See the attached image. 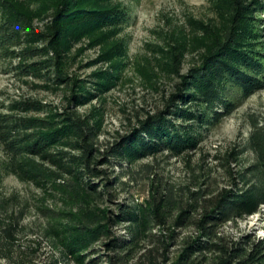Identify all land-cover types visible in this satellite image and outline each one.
Masks as SVG:
<instances>
[{
    "label": "trees",
    "instance_id": "1",
    "mask_svg": "<svg viewBox=\"0 0 264 264\" xmlns=\"http://www.w3.org/2000/svg\"><path fill=\"white\" fill-rule=\"evenodd\" d=\"M221 2L229 13L228 26L201 64L179 74L162 107L147 112L131 131L103 147V108L83 114L78 107L105 91L113 77L103 72L99 79L84 82L70 76L65 40L68 27L93 28L107 23L112 12L88 6L86 0H59L50 19L38 25L11 1L0 0V70L11 63L21 76L69 89L61 107L28 97L0 111V147L11 172L43 191L63 189L75 204V212H58L64 221L51 228L69 260L264 264V239H234L224 231L230 222L264 215V124L257 120H252L243 145L224 155L228 184L208 191L191 184L176 188L154 178L144 202L118 200L124 182L114 164L123 168L160 153L188 155L203 132L233 112L234 97L245 99L264 89V0ZM245 152L252 160L235 172L232 164ZM14 228L13 223L0 226L7 242L0 257H12Z\"/></svg>",
    "mask_w": 264,
    "mask_h": 264
},
{
    "label": "rangeland",
    "instance_id": "2",
    "mask_svg": "<svg viewBox=\"0 0 264 264\" xmlns=\"http://www.w3.org/2000/svg\"><path fill=\"white\" fill-rule=\"evenodd\" d=\"M9 1L38 25L50 19L47 17L59 3ZM223 4L221 0H86V5H100L112 14L107 23L99 22L93 28L68 27L65 68L70 76L84 82L99 79L103 72L109 79L113 77L105 91L78 107L83 114L95 106L103 108L99 137L103 147L131 131L147 112L162 107L180 81L179 74L201 64L228 26L229 13ZM12 67L8 63L0 70V111L28 97L51 106L66 104L69 89L47 87L42 78L21 76ZM234 101L233 112L203 132L197 148L188 155L168 157L160 153L130 166L125 163L123 168L114 164L124 182L118 200L144 202L154 178L176 188L191 184L208 191L228 184L231 177L224 155L243 145L252 120L264 124V89L245 99L236 96ZM251 160L249 152L243 153L232 164L233 170H240ZM62 211H76L66 191H43L21 180L11 172L8 157L0 147V226L15 225L12 257H0V264H80L69 260L54 241L51 228L64 221V215L58 213ZM224 231L234 239H264V215L255 213L237 224L230 222ZM6 243L0 235V254Z\"/></svg>",
    "mask_w": 264,
    "mask_h": 264
}]
</instances>
